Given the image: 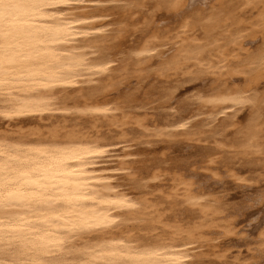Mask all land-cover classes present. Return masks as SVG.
I'll list each match as a JSON object with an SVG mask.
<instances>
[{
  "label": "bare ground",
  "instance_id": "obj_1",
  "mask_svg": "<svg viewBox=\"0 0 264 264\" xmlns=\"http://www.w3.org/2000/svg\"><path fill=\"white\" fill-rule=\"evenodd\" d=\"M192 1L0 4V264H258L205 180L264 181V0Z\"/></svg>",
  "mask_w": 264,
  "mask_h": 264
},
{
  "label": "rangeland",
  "instance_id": "obj_2",
  "mask_svg": "<svg viewBox=\"0 0 264 264\" xmlns=\"http://www.w3.org/2000/svg\"><path fill=\"white\" fill-rule=\"evenodd\" d=\"M193 1L192 3H193V6L195 7L197 5L205 6L209 0H193ZM160 15H161L160 22L163 25L167 26L169 25V23L171 24V22L173 21L172 17L165 13H161ZM134 41H136V39H134ZM255 42L256 43L252 47L254 49L259 46V40L257 41L255 40ZM172 53L173 51H169L167 55H171ZM237 82L240 83V81H237ZM205 87H206V83L203 82L202 80H192L191 78H188L185 80L180 90L179 98L180 99L187 98L188 96L193 95L197 90L204 89ZM162 111L164 110L162 109L158 110V112H162ZM241 111L237 115L239 120H243L248 112L246 111V109L242 112ZM150 139L151 137L149 136L143 137L142 140H144V143L142 145L143 146L147 145L146 147H149L150 145H152L146 142L147 140H150ZM209 142H204L203 145H213ZM174 145H173L174 147L173 146L170 147L172 150L169 148L167 151L168 153L170 152L168 154V156L170 155L169 157L172 156V158H176V157L177 158H188V157L194 158V156L196 155V148L190 144H182V145L174 144ZM185 147L187 148L188 152L190 151L189 152L190 154L186 151ZM161 148H163L162 142L161 144H158L157 146L152 147L150 150L152 151V154H154V156L161 157L160 153L163 150ZM248 174L246 173V176H248ZM199 178H201L202 181L206 179L203 177V175H200ZM207 179L205 180L206 182L204 181L205 185L207 184L206 187L209 189H214L215 192H217V194L219 195H225L226 200H227L226 202L230 206V209H231L230 211L231 213L235 214L236 220L239 223L238 225L239 232L237 235L231 236L230 238L220 239L221 248L228 250L227 253H228L229 261H232L235 257H239L240 259H243V260L251 258L252 260V258L256 254H258L256 248L258 246L260 233L264 232V181L258 184L244 183L245 185L238 186L235 183H233L229 178L224 179L223 182L222 181L215 182L213 181V179L211 180L209 179L207 180ZM155 198H157V200H161V197L159 194L156 195ZM209 249H210L209 246L199 248L198 249L199 251L197 250L198 256L196 257V260L199 258L200 260L213 259V257L209 256V253L211 252ZM257 262L258 264H264V255H262L258 259Z\"/></svg>",
  "mask_w": 264,
  "mask_h": 264
},
{
  "label": "snow or ice",
  "instance_id": "obj_3",
  "mask_svg": "<svg viewBox=\"0 0 264 264\" xmlns=\"http://www.w3.org/2000/svg\"><path fill=\"white\" fill-rule=\"evenodd\" d=\"M13 2V0H8V3L11 4ZM17 3L20 2V0H16ZM5 3V0H0V4Z\"/></svg>",
  "mask_w": 264,
  "mask_h": 264
}]
</instances>
